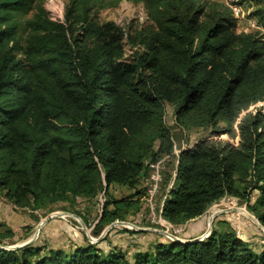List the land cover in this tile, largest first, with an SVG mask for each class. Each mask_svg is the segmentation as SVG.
<instances>
[{
	"label": "trees",
	"instance_id": "obj_1",
	"mask_svg": "<svg viewBox=\"0 0 264 264\" xmlns=\"http://www.w3.org/2000/svg\"><path fill=\"white\" fill-rule=\"evenodd\" d=\"M28 1L0 0V192L8 200L37 209L116 186L134 194L114 200L115 208L140 211L151 165L176 156L165 123L170 105L178 126L215 140L179 153L163 219L186 226L225 198L250 204L257 192L251 211L264 226V36L239 33L225 5L144 0L155 27L130 33L96 23L92 0H69L63 23L39 7L24 47L15 15ZM256 17L264 27V5ZM223 136L231 141L217 140ZM103 213L109 223L120 218L118 209ZM0 264H264V248L228 225L132 258L95 244L70 252L0 247Z\"/></svg>",
	"mask_w": 264,
	"mask_h": 264
},
{
	"label": "rangeland",
	"instance_id": "obj_2",
	"mask_svg": "<svg viewBox=\"0 0 264 264\" xmlns=\"http://www.w3.org/2000/svg\"><path fill=\"white\" fill-rule=\"evenodd\" d=\"M197 1L209 7L227 6L225 0ZM53 2L54 6L62 7L63 13L69 4V0H54ZM92 3L93 8L90 17L101 25L112 22L130 33L151 31L155 27L150 6L144 0H92ZM240 3L247 14V18L244 21H237L238 32L254 33L258 34L259 37L264 36V27L259 23V18L256 17L264 2L241 0ZM40 6L49 13V16H52L51 11L54 10V6L49 0H30L26 7L15 15L20 26L18 40L24 47H26V41L32 34L29 23L37 16ZM125 53L126 58L131 59L133 53L126 44ZM165 123L170 129L176 155H179L181 150L192 147L200 140H215L210 137L209 131L197 128L184 129L178 126L174 108L170 105L166 106ZM217 140L231 141L228 136H223ZM233 142L236 143V141ZM237 142H239L238 138ZM177 162L178 156H175L164 163V190L162 192L160 189L154 198L155 215L150 214L149 202L147 201L149 198L147 189L150 188L153 169L148 172V178L140 186L142 190L147 188L146 194L140 198L141 200L134 198V201H140V211L125 206L115 208L112 204L116 199L129 198L134 194V191L125 187L114 186L108 195L102 192L96 199L68 196L66 201L49 203L37 209L16 206L5 197L4 193L0 192V247L18 248L30 244L36 247L70 252L80 246L95 244L99 245L104 253L116 249L132 258L135 254L148 251L159 243L176 242L165 234L168 231V226L160 222L159 209L165 202L166 190H169L173 185L172 179L176 174ZM258 196L259 194L254 192L250 204L225 198L215 204L199 222L182 227L174 226L176 230H180L178 234L174 235L180 242L191 241L210 235L213 229L218 232H225L230 225L242 240L250 243L255 249L264 248V232L248 217V213L255 216L251 211V206L256 203ZM105 206H107V211L118 209L119 220L112 223H109L108 220L104 221ZM229 210L232 211L216 217L210 233V217ZM49 217L52 218L39 232L41 224ZM118 222L126 225L115 226L99 241L104 233Z\"/></svg>",
	"mask_w": 264,
	"mask_h": 264
},
{
	"label": "built area",
	"instance_id": "obj_3",
	"mask_svg": "<svg viewBox=\"0 0 264 264\" xmlns=\"http://www.w3.org/2000/svg\"><path fill=\"white\" fill-rule=\"evenodd\" d=\"M49 1H51V4L54 6V2H53L54 0H49ZM225 1L227 3V6L231 9L233 16L235 17V19H237L238 22L246 20L247 14L243 9L242 4L240 3L241 0H225ZM51 13H52V16H50L51 21L58 23L64 22V13L62 7L58 5L54 6V10H52ZM166 160L167 158H165L164 160H162L157 164L151 165V169H153V175L151 176V184H150V188L148 189L149 198L147 200L149 202L150 214L152 213L155 215L154 198L155 196H157L164 182L163 171L165 169L164 163L166 162ZM163 205L164 204H162L161 208L159 209L160 222L168 226L167 228L168 231L165 232V234H167L170 239L177 240V237L175 235L178 234L180 230H176L173 225H171L170 223H168L163 219L162 217Z\"/></svg>",
	"mask_w": 264,
	"mask_h": 264
},
{
	"label": "water",
	"instance_id": "obj_4",
	"mask_svg": "<svg viewBox=\"0 0 264 264\" xmlns=\"http://www.w3.org/2000/svg\"><path fill=\"white\" fill-rule=\"evenodd\" d=\"M232 210H229V211H222V212H219L217 215H215V216H211L210 217V221H209V226H210V230H209V232L211 233V228H212V224H213V221L216 219V217L218 216V215H220V214H225V213H227V212H231ZM236 210H234V212H235ZM237 212V211H236ZM248 217L256 224V226L259 228V229H261L263 232H264V226L260 223V221L255 217V216H253V215H251V214H249L248 213ZM52 217H49L46 221H44L42 224H41V226H40V229H39V232H40V230H41V228L46 224V222L49 220V219H51ZM118 225H126L125 223H115L114 225H112L107 231H106V233H104V235L99 239V241H101L103 238H104V236H106L115 226H118ZM210 235L208 234L207 236H204V237H201V238H199V239H196V240H191V241H185V242H180V241H178V240H175L176 242H179V243H195V242H199V241H202V240H204V239H206L207 237H209ZM28 245H30V244H27V245H24V246H22V247H18V248H3V249H8V250H10V249H12V250H14V249H19V248H23V247H25V246H28Z\"/></svg>",
	"mask_w": 264,
	"mask_h": 264
},
{
	"label": "crops",
	"instance_id": "obj_5",
	"mask_svg": "<svg viewBox=\"0 0 264 264\" xmlns=\"http://www.w3.org/2000/svg\"><path fill=\"white\" fill-rule=\"evenodd\" d=\"M202 218H200V219H197V220H195V221H192V222H190V225L192 224V223H194V222H199V220H201Z\"/></svg>",
	"mask_w": 264,
	"mask_h": 264
}]
</instances>
